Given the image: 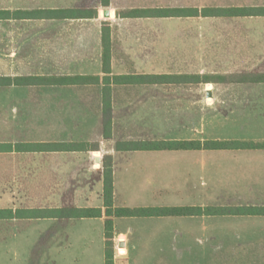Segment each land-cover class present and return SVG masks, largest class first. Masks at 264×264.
<instances>
[{"label":"crops","instance_id":"1","mask_svg":"<svg viewBox=\"0 0 264 264\" xmlns=\"http://www.w3.org/2000/svg\"><path fill=\"white\" fill-rule=\"evenodd\" d=\"M204 9L264 10V0H109L107 7L103 0H0V78L100 79L93 84L0 86V211H102L96 218H0V264H105L106 157L112 158L116 208H150L151 198L175 192L182 186L180 179L188 192L192 167L199 160L204 173L214 168L209 174L215 178L205 174L210 185L220 184V166H228L222 175L232 179L227 182L235 200L229 205L264 207V149L117 150L119 143L159 140L264 144V82H255L264 76V14L186 13ZM133 10L151 15L118 16ZM159 10L185 12L160 17L155 14ZM104 26L110 28L111 36V74L107 76ZM188 28L200 34L198 39L190 41ZM188 62L202 66V77L226 80L200 83L204 87L195 90L201 93L196 94L200 102L191 99L190 111L175 108L171 100L193 89L113 81L117 76L169 75L172 68ZM106 87L111 94L110 138L104 131ZM179 111L182 115L177 118ZM161 117L173 123L200 118L202 129L209 126V135L204 131L199 139H156L154 132L148 135L140 130L152 127L153 131ZM227 126L233 129L231 136L213 132L215 127ZM63 144L90 147L85 151L17 150L19 145ZM203 187L202 194L217 191ZM211 198L202 208L226 206ZM113 222L114 264H145L142 257H155L158 251L160 256L164 251L173 253L169 258L203 251L202 264H249L258 251L264 259V216L130 217ZM132 250L140 260L130 258Z\"/></svg>","mask_w":264,"mask_h":264},{"label":"trees","instance_id":"2","mask_svg":"<svg viewBox=\"0 0 264 264\" xmlns=\"http://www.w3.org/2000/svg\"><path fill=\"white\" fill-rule=\"evenodd\" d=\"M104 6L109 5V0H103ZM185 11L181 10H159L156 15L160 17H173L184 14ZM263 15L264 10H238V9H204L188 10V16H198L200 13L204 16L208 15H222V16H235L250 13ZM151 15L148 12L133 10L129 12H120L118 16L122 18H138ZM65 16V15H62ZM66 16H69L68 14ZM93 17V14L90 15ZM76 17V16H75ZM103 41V71L104 74H111V36L110 28L103 27L102 31ZM99 78L92 77H63L60 79H45L40 77L30 78H16L7 79L0 78V86H33L42 84H60V85H74L86 83H99ZM105 83L109 81L108 77L104 78ZM114 83H127V84H175V83H216L224 82L221 77H202L200 75H185V76H171V75H143V76H117L113 78ZM255 82H264V76L255 78ZM104 131L106 138L111 136L112 128V112H111V94L109 88H104ZM89 145L84 144H63V145H19L18 151H50L51 149L59 151H85L89 149ZM93 149L98 146H91ZM238 148L250 149H264V144H243L234 142H201V141H154V142H136V143H119L117 150L119 151H189V150H233ZM104 206L106 208L107 220L105 223L106 235V258L105 264H114V218H130V217H186V216H213V215H236V216H264V207L259 208H202V207H150V208H116L114 206V187H113V170L112 158L106 157L104 164ZM36 211H23L18 210L16 213L13 211H0V218L8 217H30V216H47L54 215L59 217H76V218H96L102 216L101 209H81V210H61L45 212Z\"/></svg>","mask_w":264,"mask_h":264},{"label":"rangeland","instance_id":"3","mask_svg":"<svg viewBox=\"0 0 264 264\" xmlns=\"http://www.w3.org/2000/svg\"><path fill=\"white\" fill-rule=\"evenodd\" d=\"M189 29L191 28H188V38L190 39V41L198 39L200 34L191 32ZM201 72H202V66H200V64L191 65L188 62V65H180V66H175L174 68H172L171 73L169 75L171 76L200 75ZM204 74H207V73H204ZM164 85L165 87L163 86V88L193 89V93L188 92L189 96L180 95L174 98L172 97V100H171L173 102L174 107L176 106L175 108H182L183 110L184 108H186L187 111L188 109L190 111L191 106H189L188 108V102L191 99H196V101L198 100L197 103L199 104L200 97L199 96L196 97V94H201V93L200 92L195 93V90L204 87V86H201L195 83H178V84L175 83V84H164ZM180 101H182V103L177 104ZM185 103L187 105H184ZM198 112H199V108H198ZM175 115L177 116V118L178 117L180 118L182 113L179 111L178 113H175ZM183 119L176 120L175 118L176 122L173 123L171 121H165L164 118L161 117V122L157 121L159 123L155 124V128H153V131H152V127L150 129H140V130H142V132L148 135L154 132L155 134H153L152 137H155L156 139H159L158 137H161V139H164V138L165 139H175V138L185 139L187 137H188V140L191 139L192 137H196L199 139L201 138L204 131L207 133L206 136L209 135V129H210L209 126L207 125L206 128L204 126V129H202L201 124L199 123L200 118L198 119L197 117H195L192 119V122L191 120L186 121ZM232 130L233 129L229 126L218 127V128L215 127V129H213V132L222 133V136H231ZM133 133L134 132L132 131L128 134H133ZM143 136L146 137V135H143ZM159 141H162V140H159ZM178 156H181V154H179ZM200 163L201 161L199 160L195 162L194 167H192L191 178L189 179V182H188V192H186L187 189H186V185H184V183L182 182L183 180L180 179L179 182L181 183H179V185L181 184L182 186H178L174 188L173 190L171 189L172 191H175V192L160 193L158 197L154 199L151 198L147 202L150 205L149 207H202V206H205L207 202L210 201V199L211 201H213L211 197H214V199L218 201L222 200L223 204L226 205L225 207H220V208H232L233 206L229 204L235 200V197L233 196V194L229 192V191H232L231 183L227 182V181H232V179L230 177L224 178L222 175L228 170V166H225V168L224 166H220V170H219L221 174L219 178L221 179L220 184L218 182V183H214L210 185L208 181L206 180L205 176L209 175V179L215 178L213 176H210L209 174L214 168L210 166L206 168L207 173H204V170H201L200 168L201 166ZM223 169H225V171H223ZM190 182H191V186L189 185ZM202 182H204V184H202ZM205 185H207L208 188L209 187L211 188V186L212 188L215 187L217 191H214L215 192L214 194L210 193V195L202 194L203 190L205 189L203 186ZM173 186H175V184ZM191 188L198 189V191L192 192L190 190ZM218 190H221L219 194H218L219 192ZM130 205H133V204H130ZM142 207L143 206H141L140 208ZM127 208L134 209L138 207L128 206ZM148 252L149 250H146L145 254H147ZM156 253H155L156 256L152 258H147L146 256L142 257V259L145 261V264H178L176 260L180 264H202V262H204L203 260L205 259L203 256H201L203 251H194L193 254H191L190 252L188 253V256L176 255V257H173V258H169L170 254H173L170 252L164 251L162 252L161 256L160 254H156ZM260 254L261 252L258 251V256L255 258V260L250 261L249 264H264V259L259 256ZM178 257H182V258H178ZM130 258H134L135 260L141 259V257H139L137 255V252L134 250H132L130 254ZM135 260L133 263H135ZM181 260H183V263L181 262ZM187 260H188V263H185L187 262Z\"/></svg>","mask_w":264,"mask_h":264},{"label":"water","instance_id":"4","mask_svg":"<svg viewBox=\"0 0 264 264\" xmlns=\"http://www.w3.org/2000/svg\"><path fill=\"white\" fill-rule=\"evenodd\" d=\"M104 16H105L106 18H108V17L110 16V14H109V11H108V10H106V11H105V13H104Z\"/></svg>","mask_w":264,"mask_h":264}]
</instances>
